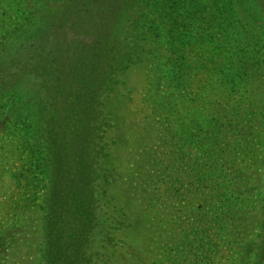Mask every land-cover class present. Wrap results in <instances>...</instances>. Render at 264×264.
I'll use <instances>...</instances> for the list:
<instances>
[{
    "label": "rangeland",
    "instance_id": "rangeland-1",
    "mask_svg": "<svg viewBox=\"0 0 264 264\" xmlns=\"http://www.w3.org/2000/svg\"><path fill=\"white\" fill-rule=\"evenodd\" d=\"M83 1L0 0V56L41 26L45 52L96 55L86 126L61 150L47 149L60 160L51 175L58 216L76 213L78 224L89 203L103 224L99 264H252L264 202V23L256 2L101 0L97 8L110 6L114 21L103 19L95 42L73 38L67 19L76 8L63 13ZM11 88L0 80V264H45L40 208L48 185L22 164L27 131L18 119L28 110L13 107L19 94ZM81 186L101 191L88 200Z\"/></svg>",
    "mask_w": 264,
    "mask_h": 264
},
{
    "label": "trees",
    "instance_id": "trees-1",
    "mask_svg": "<svg viewBox=\"0 0 264 264\" xmlns=\"http://www.w3.org/2000/svg\"><path fill=\"white\" fill-rule=\"evenodd\" d=\"M135 1L137 0H125L123 2L128 4ZM139 1L148 6L152 2L154 3V0ZM254 1L257 6L256 15L259 14L258 18L264 23V0ZM99 2L101 0H84L83 6L75 5V3L68 5V7L65 6L64 14L72 13L74 8L78 13L77 17L67 19L70 22V29L74 31L75 36L73 38L76 41H83L89 37L98 42L101 40L99 33L103 28V19L107 20V24L109 21H114L112 8L110 9L108 6L105 9L103 4L97 8L96 5ZM107 3L108 5L115 3L116 6L123 4L122 0H107ZM160 3L162 1H156V5H160ZM173 5L175 6V2L170 7ZM124 7L125 5L119 12H122ZM43 22L48 23L47 27L50 25V19L43 20ZM257 22L260 23L258 20ZM108 28L106 27V30ZM43 29V26L36 27L23 34L24 37L20 40L14 53L7 54L3 51L4 55L0 56V80H8L12 85L11 93L13 95L19 94L13 107L17 110L24 108L28 110L26 115L22 114L18 119L24 124L23 129L27 131V134L22 133V137H20L21 143L26 145L25 149L28 148V156L22 158V164L29 166L30 174L39 170L45 176L42 181L47 180L49 194L44 197L40 208L45 212L42 220L46 238L45 245L41 248L43 257L47 259L45 264H99L97 259L101 253L100 240L105 241V238H102L103 229L101 226L103 224L94 219L95 211L92 212L89 203L78 215L80 216L78 224L75 217L76 213L70 212L68 215L65 213V215L61 216L60 214L58 216L59 213L55 207L60 189L55 190L54 182L56 180L51 175L52 166L55 167L60 160L51 151L50 156L47 154L49 145L52 144L56 147L58 145V151L61 150V143L66 139L71 140L76 137L80 129H83L87 124V118L83 114L89 104L86 99L89 98V94H92L89 93V88L91 87V78H93L88 61H94L96 55L84 53L78 47L59 55L57 54L59 51L57 53L45 52L42 47L43 43L38 38ZM75 61L79 63H73ZM100 63L98 61V64ZM105 80H108L107 75H104V85L106 84ZM98 92L102 93V91ZM10 97H7L6 100L10 101L12 99ZM93 98V96L90 97L91 104L96 103ZM98 119L97 121H99ZM100 153L99 155H103L101 159L104 158L102 151ZM48 176L50 179H45ZM36 181L33 179L32 185ZM80 190L81 194L87 195L88 200L93 199L92 197L98 190L101 191L100 187L84 188V186H81ZM260 215L263 217L261 223L262 236L257 247V258L252 264H264V202L260 209ZM89 239L92 247L89 244ZM57 242L61 244L63 249H56V251L53 249ZM88 245L91 248H88ZM59 250L60 252L62 250L60 256L62 258L55 262Z\"/></svg>",
    "mask_w": 264,
    "mask_h": 264
}]
</instances>
